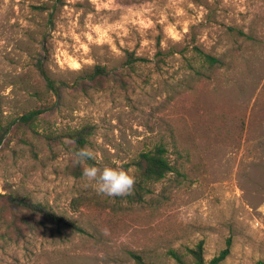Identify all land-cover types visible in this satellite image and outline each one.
Segmentation results:
<instances>
[{"label":"rangeland","instance_id":"374dc122","mask_svg":"<svg viewBox=\"0 0 264 264\" xmlns=\"http://www.w3.org/2000/svg\"><path fill=\"white\" fill-rule=\"evenodd\" d=\"M0 124V195L60 219L0 211V264H194L198 243L264 264V0H0ZM83 128L90 165L135 177L163 145L176 172L137 202L98 195L67 137Z\"/></svg>","mask_w":264,"mask_h":264},{"label":"trees","instance_id":"16d2710c","mask_svg":"<svg viewBox=\"0 0 264 264\" xmlns=\"http://www.w3.org/2000/svg\"><path fill=\"white\" fill-rule=\"evenodd\" d=\"M237 33L240 36H245L240 31H237ZM194 51L196 52V55L200 59V61L203 64L207 65L208 67H216L221 64V61L215 57L205 54L196 48L194 49ZM135 61H138V59H133L132 57L128 56L127 63L129 64V66H132L131 64H133ZM37 67L40 72V75L42 76L45 82L46 88L54 92L55 95L58 97L62 87L61 84H57L51 81L45 75V72L42 69V64L40 59L37 60ZM105 76H107V71L105 70V68L100 66H95L92 73L86 76L85 78H83L82 80L86 79L89 81H96L101 77H105ZM45 111L46 110L44 109L33 110L24 114L22 117L19 118L20 125H24L31 128V124L37 119V116ZM10 125L8 127H4L0 124V147L2 146L5 140ZM89 134L90 133L88 131V128H83L80 131H74L73 133H70L67 136L68 139L71 140V142H74L72 152H74V150L77 148H83L85 146ZM133 164H134L133 166H135V172H136L135 173L136 183L134 186L133 194L127 196V199L135 202L142 200L143 195L147 191L148 185L157 183L162 179H164L168 174L176 172V168L171 163L167 154V150L163 145H158L157 147H155L150 151L140 153ZM0 198H1L0 211L3 212L5 210H8L12 213L14 218L16 217L18 218L19 216H24L25 214H29L32 216L38 215L45 221H52V222L60 221V219H58L56 215H54L52 212L46 210L44 207L40 205L25 202L11 195L9 196L0 195ZM22 220L24 222H27L24 219ZM187 253L191 255V257L193 258L194 264H220L229 254V243H227L225 249L220 251L217 256L213 257L207 263L203 259L202 243H198L193 249H188ZM168 254L179 264H183L181 257L175 251L170 250ZM256 264H261V263L257 262Z\"/></svg>","mask_w":264,"mask_h":264},{"label":"clouds","instance_id":"9594fccd","mask_svg":"<svg viewBox=\"0 0 264 264\" xmlns=\"http://www.w3.org/2000/svg\"><path fill=\"white\" fill-rule=\"evenodd\" d=\"M73 156L74 163L83 166L82 176L88 182L85 186L94 187L98 195L114 199L133 194L136 179L125 169L107 165L97 167L88 164V160L95 158L93 151L89 148H77L74 150Z\"/></svg>","mask_w":264,"mask_h":264}]
</instances>
